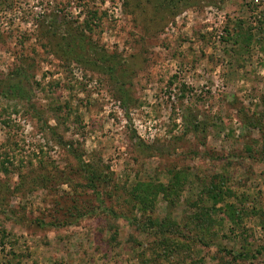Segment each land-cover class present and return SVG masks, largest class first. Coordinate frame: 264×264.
Instances as JSON below:
<instances>
[{
  "label": "rangeland",
  "instance_id": "374dc122",
  "mask_svg": "<svg viewBox=\"0 0 264 264\" xmlns=\"http://www.w3.org/2000/svg\"><path fill=\"white\" fill-rule=\"evenodd\" d=\"M0 264H264V0H0Z\"/></svg>",
  "mask_w": 264,
  "mask_h": 264
},
{
  "label": "trees",
  "instance_id": "16d2710c",
  "mask_svg": "<svg viewBox=\"0 0 264 264\" xmlns=\"http://www.w3.org/2000/svg\"><path fill=\"white\" fill-rule=\"evenodd\" d=\"M97 171V172H96ZM99 178H100V176H99V174H98V170L96 169H94V171H90V188H91V190L94 192V191H96V192H98V188H99V184H97L96 182L97 181H99ZM97 195H99V192L98 193H96ZM214 196H216V194L214 195ZM75 210L77 211V212H79L80 210H79V208L78 207H76L75 208ZM68 213H69V215H71L72 217L73 216H75V214L71 211V210H69L68 211Z\"/></svg>",
  "mask_w": 264,
  "mask_h": 264
}]
</instances>
